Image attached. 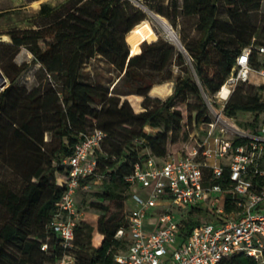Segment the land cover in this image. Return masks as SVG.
Instances as JSON below:
<instances>
[{
  "label": "trees",
  "instance_id": "16d2710c",
  "mask_svg": "<svg viewBox=\"0 0 264 264\" xmlns=\"http://www.w3.org/2000/svg\"><path fill=\"white\" fill-rule=\"evenodd\" d=\"M142 1L174 29L181 19H193L198 38L181 36L182 52L159 37L131 56L129 39L148 25L142 9L128 0H69L61 10L42 5L43 26L10 31L11 42L0 43V70L8 79L0 94V164L20 182L15 189L0 176V264H56L65 255L70 264H119L115 257L130 245L126 203L135 166L198 146L195 128L213 122L206 98L221 90L245 48L264 45L256 38L264 21L254 16L264 0ZM22 49L32 54V63L15 62ZM96 58L119 74L112 89L83 74ZM32 64L40 65L38 84L29 89L20 80ZM157 75L161 79L154 81ZM168 81L175 83L170 97L150 96L155 84ZM239 86L224 115L252 116L239 127L255 132L264 112V85ZM130 95L143 97L142 112L123 99ZM95 129L106 136L94 152L95 171L80 181L78 193L88 183L101 182L103 191L95 195L102 201L89 206L101 213L97 232L102 239L93 246L95 229L79 219L73 245L65 248L52 228L56 204L66 192L59 179L69 175L63 160L73 155L83 134ZM246 142L236 138L229 156ZM218 183L231 185L228 171ZM77 207L82 213L78 200ZM199 222L190 217L183 235ZM120 230L124 235L117 237ZM219 264L260 263L235 254Z\"/></svg>",
  "mask_w": 264,
  "mask_h": 264
},
{
  "label": "built area",
  "instance_id": "2783aa9c",
  "mask_svg": "<svg viewBox=\"0 0 264 264\" xmlns=\"http://www.w3.org/2000/svg\"><path fill=\"white\" fill-rule=\"evenodd\" d=\"M128 1L145 8L142 0ZM244 83L264 85V45L247 47L237 58L216 95L222 111L236 87ZM7 85L8 79L0 76V94ZM220 121H224L221 115L206 125L209 136ZM228 126L236 132L231 138H199L198 146L187 153L169 154L162 162L149 158L135 166L128 179L132 184L127 201L130 245L126 253L115 257L117 263L219 264L245 254L264 264V112L255 132ZM105 136L99 129L83 134L73 155L63 160L69 175L59 179L66 192L56 204L52 228L65 248L72 247L82 216L77 207L80 181L94 173V152ZM192 136L198 135L193 132ZM236 138L247 142L229 156ZM225 171L231 182L227 188L218 183ZM192 216L200 222L184 236L185 222ZM123 235L120 230L117 237ZM70 262L72 258L65 255L56 264Z\"/></svg>",
  "mask_w": 264,
  "mask_h": 264
},
{
  "label": "rangeland",
  "instance_id": "374dc122",
  "mask_svg": "<svg viewBox=\"0 0 264 264\" xmlns=\"http://www.w3.org/2000/svg\"><path fill=\"white\" fill-rule=\"evenodd\" d=\"M69 0H0V39L2 42L0 43H10L11 39L7 36L10 31L18 30V29H28V28H35L37 29L40 26H43L47 19L43 14H40V10L42 5L47 4L51 7L61 10L63 8L68 7ZM167 0H165V5L167 4ZM142 5L146 8H141L147 16L146 22L148 25L144 26L143 28L136 31V33L129 39L132 46L129 44L128 40L127 43L130 46L131 56H134V50L138 48L141 49V45L144 42L151 43L156 41L159 37L165 39L166 41L173 44L176 48L180 50L177 43H174L169 35L165 32L163 25L159 20L164 21L169 26V21L152 12L148 9L145 3L142 1ZM137 7V6H136ZM140 9V8H139ZM158 16V17H157ZM258 21H264V2L262 3L261 10L259 13L254 15ZM179 26L172 30L176 33L178 40L181 43L180 37L186 36L187 39L190 41H195L199 33L194 28V20L193 19H181L178 22ZM8 37L6 40L5 37ZM256 38L259 41L264 42V32L261 33V29L257 31ZM127 39V37H126ZM182 44V43H181ZM33 56L32 54L27 51L26 49H22L19 55L16 57L15 62L18 65L23 63H32ZM38 66L32 64L31 68L22 76L20 83L26 85L29 89L37 86L38 82L36 79V71ZM174 70H177L174 68ZM83 74L93 80H100L104 84L111 85L110 88L112 89L114 84L118 82L119 74L105 61L101 60L100 58H96L91 60L84 68ZM161 79L160 75H157L154 81H159ZM258 86L251 83H246L244 85H240L239 87L243 88L244 90L249 89V87ZM238 87V86H237ZM206 103L208 106L209 116L213 122L217 120L218 116H222L224 121H220L212 136H209V128L206 126L198 125L195 128L194 134L198 135L196 138H208L214 139L215 137L227 139L236 135L235 130H233L228 125H235L237 128L242 130L239 127V122H244L246 120H251L252 116L250 115H240L236 117V119L228 118L224 115V111H222V103L219 101L216 96L212 98H206ZM214 108V111H213ZM216 110V111H215ZM228 128V129H227ZM228 130V133L225 132ZM0 176L6 177L12 184L15 189L19 187L20 182L19 179L16 178L14 175L11 174L10 171L5 169L0 164ZM103 189L101 187V182H91L86 184L78 193L77 200L81 205L82 216L80 218L81 221L91 225L95 229V233L93 236V246H96L102 239L101 235L98 234L97 226H98V219L101 216V213L89 205L90 203L101 202L102 200L96 197V193L102 192ZM128 203H126V209H128ZM179 215V214H178ZM204 220L205 218H201Z\"/></svg>",
  "mask_w": 264,
  "mask_h": 264
},
{
  "label": "crops",
  "instance_id": "0c3cea01",
  "mask_svg": "<svg viewBox=\"0 0 264 264\" xmlns=\"http://www.w3.org/2000/svg\"><path fill=\"white\" fill-rule=\"evenodd\" d=\"M36 66H38V68L40 67V65H36ZM175 73L176 74L178 73L177 70ZM174 86H175L174 81L155 84L150 91V96L153 98H158L160 100H166L168 97H170L173 94ZM123 99H127L131 103L135 112L139 113L143 111V107H142L143 97L130 95L124 97Z\"/></svg>",
  "mask_w": 264,
  "mask_h": 264
},
{
  "label": "bare ground",
  "instance_id": "6f19581e",
  "mask_svg": "<svg viewBox=\"0 0 264 264\" xmlns=\"http://www.w3.org/2000/svg\"><path fill=\"white\" fill-rule=\"evenodd\" d=\"M161 22V24L163 25L162 28H164L165 32L169 35V37L171 38V40L174 42V43H178V39L177 37L169 30V28L166 26L165 22L162 21V20H159ZM6 40H8V37L6 36L5 37ZM224 93H225V90H224ZM223 97H226L225 95ZM224 99V98H223Z\"/></svg>",
  "mask_w": 264,
  "mask_h": 264
},
{
  "label": "water",
  "instance_id": "95a60500",
  "mask_svg": "<svg viewBox=\"0 0 264 264\" xmlns=\"http://www.w3.org/2000/svg\"><path fill=\"white\" fill-rule=\"evenodd\" d=\"M158 17V16H157ZM166 24V23H165ZM166 26L169 28V30L177 37V35H176V33L172 30V27L171 26H169L168 24H166ZM178 39V38H177ZM177 45H178V47L180 48V50L182 51V52H185V50H184V48H183V46H182V44L180 43V41L178 40V43H177ZM0 76L1 77H3V75H2V73L0 72Z\"/></svg>",
  "mask_w": 264,
  "mask_h": 264
}]
</instances>
